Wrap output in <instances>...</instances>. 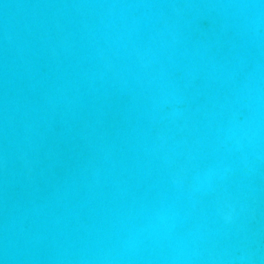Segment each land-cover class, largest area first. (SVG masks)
Returning a JSON list of instances; mask_svg holds the SVG:
<instances>
[{
  "label": "water",
  "instance_id": "obj_1",
  "mask_svg": "<svg viewBox=\"0 0 264 264\" xmlns=\"http://www.w3.org/2000/svg\"><path fill=\"white\" fill-rule=\"evenodd\" d=\"M231 11L0 0V264H264V132L221 143L241 86L264 94V29Z\"/></svg>",
  "mask_w": 264,
  "mask_h": 264
},
{
  "label": "clouds",
  "instance_id": "obj_2",
  "mask_svg": "<svg viewBox=\"0 0 264 264\" xmlns=\"http://www.w3.org/2000/svg\"><path fill=\"white\" fill-rule=\"evenodd\" d=\"M206 6L232 10L235 26L242 33H257L264 29V0H202ZM132 6V5H122ZM236 111L233 117L221 129V143L234 144L237 149L244 147V142L253 145L264 132V94L245 83L241 86L236 98ZM221 161H209L203 167H194L182 176L181 184L189 193H197L210 187ZM173 182L176 183L175 178ZM167 209L162 205L155 211V216L163 220ZM235 209L229 206L227 212L221 210V219L229 223L234 219Z\"/></svg>",
  "mask_w": 264,
  "mask_h": 264
}]
</instances>
